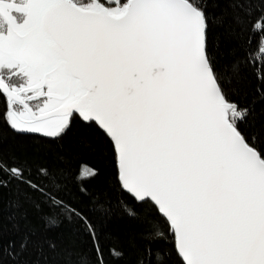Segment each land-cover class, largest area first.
Here are the masks:
<instances>
[{
  "label": "snow or ice",
  "instance_id": "snow-or-ice-1",
  "mask_svg": "<svg viewBox=\"0 0 264 264\" xmlns=\"http://www.w3.org/2000/svg\"><path fill=\"white\" fill-rule=\"evenodd\" d=\"M0 264H264V0H0Z\"/></svg>",
  "mask_w": 264,
  "mask_h": 264
},
{
  "label": "trees",
  "instance_id": "trees-1",
  "mask_svg": "<svg viewBox=\"0 0 264 264\" xmlns=\"http://www.w3.org/2000/svg\"><path fill=\"white\" fill-rule=\"evenodd\" d=\"M81 164H86V163H91V161L88 159V158H85L84 160H82L81 162H80ZM113 231L115 232V233H118L119 232V224L118 223H115V224H113Z\"/></svg>",
  "mask_w": 264,
  "mask_h": 264
}]
</instances>
